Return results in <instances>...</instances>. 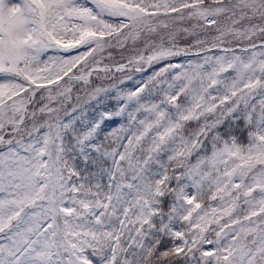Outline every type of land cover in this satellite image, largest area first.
<instances>
[{
	"label": "snow or ice",
	"instance_id": "snow-or-ice-1",
	"mask_svg": "<svg viewBox=\"0 0 264 264\" xmlns=\"http://www.w3.org/2000/svg\"><path fill=\"white\" fill-rule=\"evenodd\" d=\"M0 264H264V0H0Z\"/></svg>",
	"mask_w": 264,
	"mask_h": 264
}]
</instances>
